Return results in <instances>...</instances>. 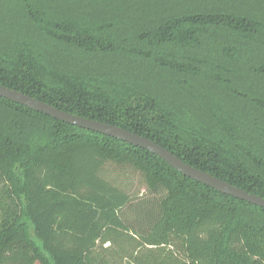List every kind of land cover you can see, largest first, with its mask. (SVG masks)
<instances>
[{"label":"trees","instance_id":"16d2710c","mask_svg":"<svg viewBox=\"0 0 264 264\" xmlns=\"http://www.w3.org/2000/svg\"><path fill=\"white\" fill-rule=\"evenodd\" d=\"M0 84L264 197V0H0ZM125 260L264 264V208L0 97V264Z\"/></svg>","mask_w":264,"mask_h":264},{"label":"water","instance_id":"95a60500","mask_svg":"<svg viewBox=\"0 0 264 264\" xmlns=\"http://www.w3.org/2000/svg\"><path fill=\"white\" fill-rule=\"evenodd\" d=\"M0 97L9 99L13 102L25 105L32 110L42 112L60 121L68 123L70 125L78 126L86 130H91L98 132L124 142L130 143L134 146L143 148L157 155L162 160H164L171 167L182 173L183 175L201 183L209 186L217 191L233 196L235 198L245 200L254 205L264 208V197L259 196L254 193H250L247 190L235 186L229 182L220 179L208 172L200 170L194 166L183 161L180 157L175 155L173 152L164 148L162 145L156 143L155 141L139 135L137 133L131 132L123 127L109 124L106 122H101L94 119H89L86 117L78 116L64 110H61L49 103L38 100L28 94L21 91L8 88L0 84Z\"/></svg>","mask_w":264,"mask_h":264},{"label":"rangeland","instance_id":"374dc122","mask_svg":"<svg viewBox=\"0 0 264 264\" xmlns=\"http://www.w3.org/2000/svg\"><path fill=\"white\" fill-rule=\"evenodd\" d=\"M131 175V180H132V185H133V192L135 193V199L140 200L141 198L144 197H149L151 199V195L146 191L145 186L143 185V181L141 177L138 174H133L130 173ZM147 192V193H146ZM147 248L144 247L141 250H146ZM134 261H124L122 264H134Z\"/></svg>","mask_w":264,"mask_h":264}]
</instances>
